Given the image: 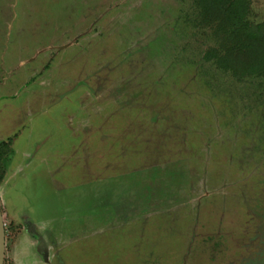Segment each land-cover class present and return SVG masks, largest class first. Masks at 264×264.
Wrapping results in <instances>:
<instances>
[{"label": "rangeland", "instance_id": "1", "mask_svg": "<svg viewBox=\"0 0 264 264\" xmlns=\"http://www.w3.org/2000/svg\"><path fill=\"white\" fill-rule=\"evenodd\" d=\"M213 34L191 0H0L3 264H264V77Z\"/></svg>", "mask_w": 264, "mask_h": 264}, {"label": "trees", "instance_id": "2", "mask_svg": "<svg viewBox=\"0 0 264 264\" xmlns=\"http://www.w3.org/2000/svg\"><path fill=\"white\" fill-rule=\"evenodd\" d=\"M204 28H212L218 48L204 53V61L240 82L248 77H264V24L248 20V0H191ZM193 15H195L193 13ZM196 16V15H195ZM11 142L0 143V183L3 159Z\"/></svg>", "mask_w": 264, "mask_h": 264}, {"label": "crops", "instance_id": "3", "mask_svg": "<svg viewBox=\"0 0 264 264\" xmlns=\"http://www.w3.org/2000/svg\"><path fill=\"white\" fill-rule=\"evenodd\" d=\"M11 145H12V141H11ZM10 145V151L9 153L7 154V156L3 159V162H2V165H3V170H4V177H3V180L1 181L0 183V191H1V187L6 183L8 182L10 179H12V175L10 174L9 175V166H10V163L12 161V155H13V149ZM1 198V197H0ZM114 204V203H113ZM3 216L7 217L8 218V215L6 214V210L4 208V211H3ZM12 220V219H11ZM9 220L10 223H12V226L15 227V224H14V221H11ZM19 227V225H17ZM22 232V230H21ZM21 232L19 233V235L21 234ZM19 235L15 238L16 241H18V237ZM16 247V245H15ZM17 257V254L15 255Z\"/></svg>", "mask_w": 264, "mask_h": 264}, {"label": "water", "instance_id": "4", "mask_svg": "<svg viewBox=\"0 0 264 264\" xmlns=\"http://www.w3.org/2000/svg\"><path fill=\"white\" fill-rule=\"evenodd\" d=\"M4 257V223L0 212V264H3Z\"/></svg>", "mask_w": 264, "mask_h": 264}]
</instances>
